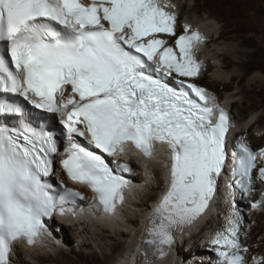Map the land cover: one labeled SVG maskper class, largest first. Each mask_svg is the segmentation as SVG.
<instances>
[{
  "label": "snow or ice",
  "instance_id": "6c2138e0",
  "mask_svg": "<svg viewBox=\"0 0 264 264\" xmlns=\"http://www.w3.org/2000/svg\"><path fill=\"white\" fill-rule=\"evenodd\" d=\"M175 8L169 0H0V264H8L13 241L34 243L43 217L82 198L42 179L53 174L57 156L69 179L114 212L130 184L121 173L131 168L114 160V171L92 149L112 156L134 149L151 158L166 146L167 187L149 218L144 243L152 259L145 252V264H159L176 233L206 210L227 164L229 117L204 88L178 79L177 89L164 80L195 77L200 69L193 56L194 42L203 40L198 31L186 23L175 47L165 38L176 35ZM17 96L62 126L63 155L56 132L33 124ZM255 169L256 154L238 143L230 175L245 194ZM258 171L264 180V167ZM233 215L211 240L219 264H244L243 217Z\"/></svg>",
  "mask_w": 264,
  "mask_h": 264
},
{
  "label": "bare ground",
  "instance_id": "6f19581e",
  "mask_svg": "<svg viewBox=\"0 0 264 264\" xmlns=\"http://www.w3.org/2000/svg\"><path fill=\"white\" fill-rule=\"evenodd\" d=\"M189 1L186 0V6L189 5ZM169 2L171 3V0ZM195 2L192 10L198 12L203 10L206 13V16L200 21L188 24L190 25V31H198L203 37L202 41L194 42L193 56L195 60L197 59V48L205 42L208 35L206 21H210L208 19L211 18L215 19L214 17L216 16L220 18L223 29L219 38L233 40L240 47L237 50L238 60L236 62L222 59L227 70L230 69L233 71L229 80L218 79L217 77L208 76V74L205 78H201L203 71L201 61L198 60L197 62L200 64L198 79L201 78V80L196 82L208 88L209 92L215 97V103L220 108L230 112L231 127L227 142L230 141V137L232 136V143L242 140L247 142L248 138H251L253 143L260 144V142L264 141V132L257 135V133L252 132V129L255 124L262 123L263 116H256L247 125H243V122L248 116L244 113L246 111V104L248 102L256 104L261 99H264V79L251 78L252 81L247 84H244L243 80L248 77L247 74L250 71H253L258 66L259 62L264 61V0H195ZM183 6L180 5V7ZM168 10L172 11V9ZM184 19L181 17V22ZM184 21L186 23L187 20L185 19ZM182 27L176 30L175 36L165 37L170 44H172L173 39L184 32V27ZM208 27L212 28L213 25L210 24ZM217 40L216 33H213L210 39H207L208 46L217 44ZM248 47L252 49L247 50ZM223 56L225 57V55ZM218 57L220 58L221 56ZM209 68L211 69L212 67ZM236 78H240L239 83L241 84L236 85V88L239 89V94L244 95L243 103L245 105H238L239 101L231 100L230 98L225 100L223 96H219L217 93L222 89H226V91L230 90ZM231 104H236L240 107V114L236 116L231 114ZM235 117L239 120V123ZM234 123H237V126ZM260 147H264V145ZM255 149H258V147ZM163 155L165 154H163L160 148H156V155L151 158L138 155L133 150L128 151L123 156L135 160L132 162V166L134 171H139V173L132 176L133 184L129 185L125 190L126 201L121 207L113 213L104 214L91 200L90 195L87 194L86 199L82 202L84 212L77 219H71L70 215L67 214L64 216L66 218H53L52 221L47 222L44 231L34 243L26 244L21 238L12 242L8 254V264H32L28 260V252H31V255L39 262L38 264H131V254L134 245L139 243L137 233L134 241L130 240V247L126 249L125 245L129 243L127 239L131 236V231H126L121 227L134 228L135 226L138 232V218H141L139 225H142L154 206V203L159 200L163 191H165L168 173L165 167L167 159ZM153 163L158 166L161 175L159 173L152 178L153 170L151 166ZM145 165H147V171ZM54 175L64 181V175L59 168L54 170ZM263 198L264 180L262 179L261 181H255L251 191L247 194L241 192L228 179L219 180L216 194L212 198L215 201L213 207H208L193 223L180 232L179 236L174 240L175 243H172L173 249L172 247L167 249V255L160 258L159 264H179V259L186 264H202L205 263L202 257L210 258L207 264H217L220 258L214 251L215 246L211 243V240L218 232H222L230 226L229 221L235 218L233 213L236 210L241 213L244 221L241 225V231L243 233L240 234V240L243 247L247 248V252H243L248 259L253 258L250 262L251 264H255L258 260V255L264 251V239L259 244L254 241L256 237L253 236L256 232H261L263 229L262 221L264 217L261 215V211H264V204L262 205V209L258 211L259 213L257 211L253 212L257 224L249 233H246L247 237L243 235L246 232V222H248L244 210L246 204H248L247 199L251 201L255 200L254 202H256ZM137 204L139 205V217L135 218L134 208ZM250 206L251 204L249 203L248 207ZM76 212L78 213V210ZM118 215L127 222L125 224L121 223L120 225ZM214 216L219 219V224L213 229L212 233L210 232L206 235L204 240L203 236L201 239L203 242H201L199 234L203 232L205 226L211 224ZM52 228H55L53 231L55 230V233L57 232L56 235L49 233V230ZM67 230L69 231V236ZM59 235L64 236V238ZM84 237H87V239ZM89 240H92L93 244L96 243L95 245H97L100 255ZM183 240L184 246L180 247L179 243ZM101 241H103L104 246H101ZM46 245H48V248H51V251L46 250Z\"/></svg>",
  "mask_w": 264,
  "mask_h": 264
},
{
  "label": "rangeland",
  "instance_id": "374dc122",
  "mask_svg": "<svg viewBox=\"0 0 264 264\" xmlns=\"http://www.w3.org/2000/svg\"><path fill=\"white\" fill-rule=\"evenodd\" d=\"M173 3V5L176 6L175 8V11H176V15L178 14V20L176 19V27H179V29L187 23V24H193L194 22L196 23L197 21H200L203 17L206 16V13H204L205 11H195V10H192L193 6H195V0H190L189 1V5L186 6V0H171ZM180 5H184L183 7H180ZM173 10V9H172ZM185 11V12H184ZM187 11V12H186ZM181 17L185 18L187 21L186 23H184L185 19L182 20L181 22ZM215 19H208L210 21H206V28H207V32H208V35L205 39V42L199 47L197 48V54H196V57L197 58H201V65H202V71H203V76L201 78H205V76H212V77H217L218 79H223V80H229L230 79V76L231 74L233 73L232 70L226 68V66H224L225 63H223L222 59L225 60H230V61H237L238 60V55H237V50L240 49L239 46L236 45L237 42L233 41V40H227L226 38H219L220 36V33L222 32V22L220 20V18H217L214 17ZM210 24L213 25V27H208ZM205 26V25H204ZM182 27V28H183ZM213 33H216V36H217V44H212L210 46H208V43H207V39H210V36L213 34ZM210 35V36H209ZM252 49L251 47H248L247 50H250ZM236 52V53H235ZM225 55V57L223 56ZM218 56H221L220 58ZM222 63H223V66H222ZM209 67H212L211 69ZM204 71H205V74H204ZM248 77L244 78L243 82L244 84H247V83H250L252 81L253 78H262L264 79V61H261L258 63V66L254 68L253 71H250L248 74H247ZM198 79L197 81L199 82ZM252 78V79H251ZM239 80L240 78H236L234 81H233V85L231 87L230 90L226 91V89H222L221 91H218L217 93L219 94V96H223L225 98V100L227 98H230L231 100H235V101H239L238 102V105L241 104V105H245V103H243V100H244V95L242 94H239L238 91L239 89L236 88V85L238 84H241L239 83ZM230 100V102H232ZM234 104L232 105L231 104V108H230V111L232 110L231 114L233 115H237V114H240V107ZM238 106V107H237ZM247 116V118L245 119V121L243 122V125H247L249 124L251 121H253L255 119L256 116L258 115H262L263 119H262V123H257L255 124L254 128L252 129V132L254 133H257V135L259 134H262L264 132V99L258 101L256 104H252L251 102H248V104H246V111L244 112ZM242 117V116H240ZM236 119V117H235ZM236 121H238L239 123V120L236 119ZM234 125L237 126V123H234ZM242 125V127H243ZM240 126H241V123H240ZM240 130V129H239ZM253 148H259L261 145L263 146L264 145V141L260 142V144H255L252 142V139L248 138V141ZM152 178L157 176L161 171L160 169L158 168V166L153 163L152 164ZM137 175V174H136ZM161 175V173H160ZM261 181V179H260ZM145 192V191H144ZM255 201V200H254ZM254 201H251L249 199H247V202L248 204H246V207H245V214L247 216V219H248V222L246 227H245V234L243 235H246L247 237V234L246 233H249V231L256 227V218H255V215H254V211H260L262 209V205L264 204V198L263 199H259L258 201L254 202ZM249 203L251 204L250 207L249 206ZM257 204L256 207H253V204ZM259 204V205H258ZM260 206V207H259ZM133 210V208H132ZM139 205L137 204L134 208V217L135 218H138L139 217ZM259 213V212H258ZM261 215L264 217V211H261ZM120 215H118L119 217ZM122 216V215H121ZM119 222H120V225L121 223H124L127 222L125 221L124 219H121V217H119ZM139 220V223H140V217L138 218ZM244 222V221H243ZM139 223H138V226H139ZM219 224V219L214 216L211 220V224L208 225V226H205L204 227V230L201 234H199V237L200 238V241L202 239V237L204 236L203 240L206 238V235L208 233H212L213 229L216 228V226H218ZM262 224H263V229L261 230V232H256L253 236L256 237L254 241H256V243H261L262 239H264V219L262 221ZM121 227V226H120ZM243 227V226H242ZM122 229H125L126 231H131V236L127 239L129 240V243H127L124 247L126 249H128L130 247L129 244H131V241L130 240H133L135 239L136 237V233H137V230L135 229V226L134 228L131 227H124L122 226L121 227ZM244 228V227H243ZM53 229L55 228H52L50 229V231H52V234H57V232L55 233V230L53 231ZM76 229V228H75ZM119 230H121L119 228ZM68 231V230H67ZM74 232V231H73ZM243 233L242 231H240V234ZM69 231H68V236H69ZM61 236L62 238H64V236L62 235H59ZM87 239V237H84ZM119 240H121L119 238ZM188 240V239H187ZM203 240L201 242H203ZM90 241V240H89ZM102 244L101 246H104L103 244V241H101ZM91 245L94 246V248L97 249L98 251V248H97V245L93 244L92 243V240L90 241ZM47 248L46 250L47 251H51V248L49 249L48 248V245H46ZM45 246V247H46ZM108 248V247H107ZM123 248V249H125ZM109 249V248H108ZM187 249V248H185ZM68 250V249H66ZM120 250V249H119ZM98 254L100 255L99 251H98ZM28 255V260L30 262H32V264H38L39 262L31 255V252H28L27 253ZM257 256V255H256ZM203 259V258H202ZM264 264V251L263 253L261 252L259 255H258V260L255 262V264ZM113 264V263H112ZM202 264H207V263H202Z\"/></svg>",
  "mask_w": 264,
  "mask_h": 264
}]
</instances>
